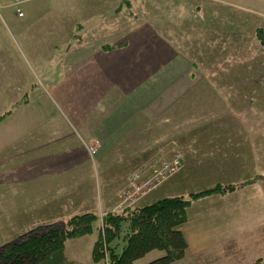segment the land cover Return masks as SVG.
<instances>
[{
	"label": "crops",
	"instance_id": "obj_1",
	"mask_svg": "<svg viewBox=\"0 0 264 264\" xmlns=\"http://www.w3.org/2000/svg\"><path fill=\"white\" fill-rule=\"evenodd\" d=\"M31 1L33 0H22L20 6L24 15L16 16L21 20L22 34L36 18L26 14L23 9ZM104 1L107 4V0H72L73 6L79 7L77 3H80L86 6V11L81 12L79 16L72 14L67 17H44L46 21L51 22L49 25L53 27L51 29L57 30L47 34V39L63 41V38H66L67 42L80 41L75 47L65 46L66 49L63 50L56 48L58 54L50 59L43 58L44 62L39 68L42 72L48 62L56 63V67L60 65L61 68L63 67L61 69L63 79L71 80L75 86L79 84L80 91L77 97L82 96V101H95L99 105L105 102L104 109L90 117L88 123L80 121L77 113L73 114L71 111L69 112L73 121L67 120L60 114L67 125L64 128L50 127L46 121L47 118L49 119L48 115L45 117L44 113L27 110L28 103L21 107L22 110L14 113L9 112L11 110L6 112L5 109H0V115L4 114L0 119V128L7 129L5 138L0 139V186L3 184L9 187L5 193H1L3 189H0V196L4 194L6 197L0 202L8 208L6 214H18L22 217L15 219V222L12 219L0 232H8L14 223H24L26 209H28L26 214L31 211L40 215H52L62 213L64 209L72 206L74 200H82L81 198L84 197L92 199L93 184L96 187L97 180L103 173L110 177L106 179L108 182L112 181L108 169L112 164H117L122 169L119 171L120 178L115 181L116 184L127 180L133 167L153 159L158 149L155 147L157 132H151L153 122L150 116L153 113L149 110L145 111L146 107L143 106L147 102L154 104L153 111L162 109V106L165 108L171 103L175 107L180 100H183L186 88L193 82L194 78L190 77L187 66L188 61L181 59L175 41L170 42L166 33L168 30L163 35L151 20L144 19L122 33L113 32L112 39L118 38L117 40L124 41L111 47L107 46V43L104 46L88 45L89 48H81L83 45L79 43L84 38H99L102 31H112V27L108 29L105 25V19L114 5L109 12L106 9L105 13ZM117 1L119 5L123 0ZM98 6H101V9H91ZM196 9L198 14L200 9L198 7ZM92 17L100 18L101 21ZM84 26L87 29H84ZM58 31L64 32L65 36ZM104 37L106 35L101 34V38ZM87 72L90 75L84 78L83 75ZM85 79L89 84L84 83ZM164 84L169 93L167 90L157 93ZM9 87L10 84L0 86V104L13 102L7 93ZM27 96L28 89L21 96V104L27 102ZM151 96L153 98L149 99ZM197 111L198 109L191 115L195 119H200L196 114ZM116 112L121 114H115ZM119 116L121 120L117 121ZM215 116L216 114L213 113L212 117L215 120L211 123L214 125L218 120L216 127L193 124L187 126L188 128L181 127L180 131H172L171 136L166 137L165 140L164 157H169L175 148H179L180 170L188 163L195 167L202 158H206L208 161H217L220 163L218 166L223 165L222 161L229 160V163L242 168L246 175L254 170L255 173L245 183L237 180L227 181L226 184L234 186L233 190L208 194L207 197L191 201L186 210V221L180 226L187 248L184 256L171 264H186L190 257H193L195 264H260L264 262V129L220 127L221 118H214ZM181 117L183 118L182 115ZM187 119L189 117L183 118L185 124ZM202 119H206V115ZM256 133L260 134V137L256 139V144H251L252 138L249 136ZM149 134L156 139L150 144H145V139L139 136L147 135V140L150 142ZM223 143H228L229 147H223ZM88 144L97 146L95 153L89 151ZM200 145L205 151L204 155L198 152ZM105 152L108 153L105 155ZM97 155L99 160L94 158ZM98 167L101 168V172L97 170ZM258 167L261 169L257 170ZM184 183L185 179L182 178L181 172L177 171L141 196L135 204L145 205L165 196L184 197L176 190ZM116 184L109 187L104 196L106 208L103 212L99 210L100 215L125 208L119 198L112 202L113 195L117 196ZM246 184L254 186L251 193L246 192L243 187ZM168 185L170 187L166 189L164 195L152 199L154 192ZM86 190L89 195L87 192L85 195L82 194V191ZM97 191L100 192L99 201H102L101 190L97 188ZM213 194L217 196L213 198ZM225 195L228 196V200L221 209L215 208L212 212L207 210L204 212L205 209L202 207L194 209L197 203L204 199H212L211 202L216 203V197ZM236 195L240 196L239 198L242 196L243 200L236 199L238 198ZM99 201L98 204L101 203ZM110 202L111 205H108ZM219 226L222 228V233H219L220 238L211 240L209 236H212L213 230H216L214 233H218ZM188 230H191L189 235ZM208 230H210L209 236L204 239L201 231ZM0 237L2 238L3 234ZM191 243L195 247L194 252L190 250ZM242 249H246L247 255L241 254ZM246 256H248L247 260Z\"/></svg>",
	"mask_w": 264,
	"mask_h": 264
},
{
	"label": "rangeland",
	"instance_id": "obj_2",
	"mask_svg": "<svg viewBox=\"0 0 264 264\" xmlns=\"http://www.w3.org/2000/svg\"><path fill=\"white\" fill-rule=\"evenodd\" d=\"M118 3L117 0H107V4L105 1L103 2V5L107 6L103 8L105 13L106 9L109 12V9L114 5L111 13L105 19V25L108 29L112 27V31H102L99 38H84L79 43L83 45L81 48L98 47L101 44L104 46L107 43V46L111 47L113 44L124 41L117 40L118 38L112 39L113 32L115 34L118 31L120 33L125 32L129 27L147 19L148 21L151 20L155 28L157 27L163 35L168 30L166 33L170 38V42L175 41L181 53V59L188 61V70L193 73L192 84L186 88L185 94L183 93V100H180L175 107L171 103L165 108L162 106V109L153 111L154 104H148L147 102L143 106L146 107L145 111L149 110L153 113L150 116L153 122L151 132H157V139L152 134H149L151 137L150 142L147 140V135H140L139 138L145 139V144H150L156 139L155 147L158 149L153 159L164 155L165 150L161 155L159 149H164L166 137H170L172 131H177L181 127L188 128L187 126L193 124L216 127L218 120L214 125L211 123L215 120L212 117L213 113L216 114L214 118H221L220 127L264 129V44L260 43L257 38V32L260 31L262 39H264V0H123L119 5H117ZM77 4L80 6H73L72 0L31 1L23 9L26 14L36 18L31 21L32 23L27 27L28 30L22 34L21 20L17 19L14 7L9 5L8 1L0 0V86L10 84L7 93L13 101L5 105L0 104V109H5L6 112L11 110L9 112L14 113L22 110L21 107L28 103L26 105L27 110L39 114L44 113L45 117L48 115L49 119L47 118L46 121L49 126L57 128L67 126L60 114L66 117L67 120L73 121L72 114L69 112L71 111L73 114L77 113L80 121L88 123L90 117L92 118L104 109L105 102L99 105L95 101H82V96L77 97L80 91L79 84L75 86L71 80L63 79L61 71L63 67L61 68L60 65L56 67V63L48 62L45 70L39 71L40 65L44 62L43 58L50 59L58 54L56 48L63 50L66 49L65 46L75 47L80 41L74 40L76 42L74 44L72 40L67 42L66 38H63V41L62 39H47V34L49 35V33L57 30L51 29L53 28L49 26L51 22L46 21L44 17H67L72 16V14L79 16L81 12L86 11V6L80 3ZM100 7H92L91 9H101ZM196 7L200 9L198 14L196 13ZM92 18L101 21L100 18ZM102 20L104 21V18ZM79 25L82 28V25ZM48 27H50L49 30ZM83 28L87 29L86 26ZM58 33L60 32L58 31ZM60 34L65 36L64 32ZM101 34H105L106 37L101 38ZM89 75L90 73L87 72L83 76L86 78ZM21 81L24 83L22 84ZM84 83L89 84L87 79ZM165 85L159 88L157 93L168 91V89H165ZM50 88L52 92L49 91ZM27 89V102L21 104V96L24 95ZM152 98L153 96L149 97V99ZM91 109L94 110L91 111ZM196 109H198L196 114L200 119H195L191 115L196 112ZM118 112L115 114H121V112ZM181 115L184 119L189 117L185 120L186 124ZM204 115H206V119H202ZM179 117L181 118L178 119ZM120 120L119 116L117 121ZM5 135H7V129L0 128V139L5 138ZM249 137L252 138L251 144H256V139L260 137V134L256 133ZM222 145L226 148L229 147L228 143ZM202 148V145H200L198 152L204 155L205 151ZM106 153L108 152H105V155ZM94 158L99 160L98 155ZM153 159H149L139 164V166H147ZM205 159L202 158L199 165L195 167L188 163L181 170L180 168L177 170L181 172L185 183L176 190L184 195L185 199H189L190 194L193 192L214 187L216 184L228 185L226 184L227 181L237 180V182L245 183L255 173L254 170L246 175L242 168L235 166L234 163H229V160L222 161L223 165L218 166L220 163L217 161ZM191 163L194 162L191 161ZM205 164L206 166H204ZM139 166L133 167L131 172ZM108 169L112 175V181L108 182L107 180L110 177L103 173L98 178L96 187L93 184L92 199L84 197L81 198L82 200H74L72 206L64 209L62 213L52 215H40L31 211L26 214L28 210L26 209L23 217L24 223H14L8 232H0V235L3 234V237H0V245L8 240L16 239L19 233L28 231L37 224L44 225L57 221L64 225L70 216L84 212L99 214L100 209L103 212L106 208L104 196L109 187L117 183L115 181L120 178L119 171L122 170L117 164H112ZM97 170L101 172L100 167ZM116 185L115 189L118 188V192L123 186L125 187L126 179L123 183ZM163 186L153 193L152 199L164 195L166 189L170 187L169 185L167 187ZM243 187L246 192L251 193V190H254V186L251 187L249 184ZM8 188L2 184L0 186V189H3L1 193H5ZM97 188L101 190L102 201H99L100 192L97 191ZM87 191H82V194L85 195ZM207 195H202L199 198L207 197ZM215 196L217 195L213 194V198ZM239 197L236 199L242 198V196ZM216 198V203H212V199H204V201L197 203L194 209L202 207L205 209L204 212L206 210L212 212L215 208L221 209L228 200L227 195ZM0 199V201L6 199L5 195L1 194ZM117 200L118 195H113L112 202ZM98 201L101 203L98 204ZM112 202L108 205H111ZM26 204L28 205V200ZM124 206L126 207L125 204ZM7 210L5 204L0 202V230L10 224L12 219L14 222L15 219H22L18 214H6ZM10 212L13 211L10 210ZM98 225L99 222L96 221L94 227ZM126 226V223L122 224L120 237L113 242V244L117 243L116 250L118 253L124 245L123 234ZM188 231L189 235L191 230ZM209 231H201L204 239L209 236ZM214 231L216 230H213L212 236H209L211 240L220 238L221 226L217 227L218 233H214ZM95 238L96 230L91 234L67 240L64 246L67 258L66 264H97L93 261L91 255ZM190 245L191 252H194V245L192 243ZM242 250L241 254L247 255L246 249ZM163 254L164 251L154 249L135 260L133 264H146ZM247 257H245L246 260ZM186 262V264H195L193 257H190ZM260 264H264V262Z\"/></svg>",
	"mask_w": 264,
	"mask_h": 264
},
{
	"label": "trees",
	"instance_id": "obj_3",
	"mask_svg": "<svg viewBox=\"0 0 264 264\" xmlns=\"http://www.w3.org/2000/svg\"><path fill=\"white\" fill-rule=\"evenodd\" d=\"M257 38L264 44L261 32ZM193 73L190 71V77ZM4 114L0 115V119ZM234 186L216 184L214 187L193 192L189 199L181 195L165 196L151 203L131 204L120 211L102 215L84 212L70 216L63 225L58 222L37 224L34 228L18 234L16 239L0 245V264H66L65 242L91 234L96 230L92 245V259L97 264H133L151 250L164 251L160 257L146 264H171L184 256L186 239L180 226L186 221L190 202L202 195L225 193ZM99 225L94 227L95 222ZM124 245L117 252L122 224Z\"/></svg>",
	"mask_w": 264,
	"mask_h": 264
},
{
	"label": "built area",
	"instance_id": "obj_4",
	"mask_svg": "<svg viewBox=\"0 0 264 264\" xmlns=\"http://www.w3.org/2000/svg\"><path fill=\"white\" fill-rule=\"evenodd\" d=\"M9 5L14 7L17 17L24 15L20 4L22 0H6ZM96 145H88V149L93 154L96 151ZM163 154V149L161 151ZM181 165V151L173 150L169 157L154 158L149 165L139 166L137 169L129 173L125 187L117 192L118 198L123 204H134L141 196L148 193L154 187L173 175Z\"/></svg>",
	"mask_w": 264,
	"mask_h": 264
}]
</instances>
